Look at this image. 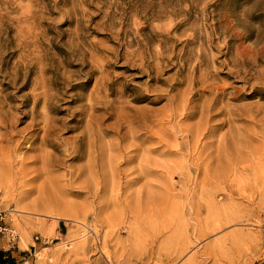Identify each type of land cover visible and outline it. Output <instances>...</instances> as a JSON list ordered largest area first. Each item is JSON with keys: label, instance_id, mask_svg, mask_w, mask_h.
<instances>
[{"label": "rangeland", "instance_id": "rangeland-1", "mask_svg": "<svg viewBox=\"0 0 264 264\" xmlns=\"http://www.w3.org/2000/svg\"><path fill=\"white\" fill-rule=\"evenodd\" d=\"M39 79L56 145L0 128V246H32L31 264H264V0H0V95ZM89 97L114 107L87 139L91 111L68 126Z\"/></svg>", "mask_w": 264, "mask_h": 264}, {"label": "bare ground", "instance_id": "bare-ground-1", "mask_svg": "<svg viewBox=\"0 0 264 264\" xmlns=\"http://www.w3.org/2000/svg\"><path fill=\"white\" fill-rule=\"evenodd\" d=\"M35 43V42H34ZM33 43V44H34ZM24 44V43H23ZM19 45H21V43H19ZM83 58V57H82ZM148 61V60H147ZM146 61V62H147ZM89 62V61H88ZM83 63V62H82ZM85 65V64H84ZM88 69L84 74H88V73H102L101 69H99L98 67L95 66V69L93 68V65H91L90 63L88 64ZM144 65V63H143ZM150 65V64H149ZM147 65V66H149ZM30 66V65H29ZM146 66V67H147ZM34 66L28 67V73L29 72H34L33 68ZM152 67V66H151ZM27 68V69H28ZM154 68V66H153ZM155 69V68H154ZM180 69V68H178ZM177 69V70H178ZM193 69V68H192ZM199 69V68H198ZM176 70V71H177ZM35 71H37L38 73H44L46 71H50V68H36ZM179 71V70H178ZM18 72V71H17ZM20 72V71H19ZM18 72V73H19ZM151 72V71H150ZM154 72V71H153ZM156 72V71H155ZM27 71H25V76L28 74ZM22 75V74H21ZM151 75V74H150ZM189 75V74H188ZM85 76V75H84ZM24 77V76H23ZM54 77V76H53ZM60 77V76H59ZM104 78V76H103ZM153 77H151L152 79ZM157 78V76H156ZM197 78V77H196ZM22 79V77L20 76V74H13L12 77H10L8 85H11L12 88H15L16 92H19L21 89L25 88L27 85V80L26 79H22L20 81V83L17 85L18 81ZM42 79V77L40 78ZM39 79V80H40ZM107 81H109L108 79H106ZM156 80V79H155ZM193 80V79H192ZM117 81V80H116ZM113 79H111V81L109 82H105L102 81L100 82V88L98 89L99 92H101V90H105V94L106 93V89L105 86L107 87L108 91H110L111 93L115 92L114 85L116 86L117 84H115V82ZM180 83V82H179ZM178 83V85H179ZM181 83H183L181 81ZM63 85V83H61ZM78 84V83H76ZM76 84H70L69 87L67 89H72L75 87ZM51 80L47 79V80H40L38 82H34L31 87L30 90L28 92H25L21 95L15 96L14 94L10 95H0V128H3L5 130V135H9V133L11 131L7 130L8 127H15L16 123H24V126L22 128V130H20L21 132L24 130H28V132L30 133V136L28 137V139L30 137H32L31 141L29 140V146L30 149H35V142L37 139H39V146H47V145H56L55 141H54V137L53 134L55 133V127L53 122H55L56 118L54 119L52 117L51 112H60V109L56 110L54 109V105H55V95L53 93L50 92L51 90ZM105 85V86H104ZM173 85V84H171ZM171 89H173V86H171ZM117 87V86H116ZM192 87V86H191ZM118 88V87H117ZM62 91V90H61ZM21 92V91H20ZM130 92L133 93V90L130 89ZM129 92V93H130ZM136 92V91H135ZM104 93V91H103ZM109 93V92H108ZM222 93V92H221ZM56 94V93H55ZM110 94V93H109ZM123 95V94H122ZM130 95V94H129ZM134 95V93H133ZM224 95V94H223ZM71 102H78V101H82L84 100V96L82 94H77L76 96H71ZM122 97V96H121ZM199 97V96H198ZM216 97V96H215ZM224 97V96H223ZM60 98V97H59ZM201 98V97H200ZM118 99V98H117ZM132 100H137L138 97L136 95L132 96L131 98ZM217 99V98H216ZM18 100L19 103L15 104L13 103V101ZM58 100V99H56ZM215 100V99H214ZM218 100V99H217ZM115 102V101H114ZM214 103V102H213ZM218 103V102H217ZM79 107L76 106V108L74 110L71 111V115L72 118L69 120H74L76 123L68 126L69 129L71 130H76L78 128H82L80 127L81 125H79L80 121H83L82 119L84 118V116L87 114L88 111H91L89 118H86L85 120V127H83V130L80 131V134L77 135V137H85L87 139H89V131L90 129H88V126L90 124V120L91 117H93L92 112L96 111V110H104L105 113L107 114L108 117H112L113 114L112 112L109 111L110 108L114 107L112 101L109 102V100L107 101V99H102L101 97H97V98H91L89 97L87 102H79L78 103ZM214 105V104H213ZM211 105V106H213ZM116 106V104H115ZM184 106V105H183ZM200 106V105H199ZM215 106V105H214ZM222 106V105H221ZM57 107V106H56ZM175 108V107H174ZM206 108V107H205ZM223 109L224 107H220L219 109ZM70 109V108H69ZM210 109V107H209ZM212 109V108H211ZM207 110V109H206ZM206 110L203 108L199 111V115L202 117L203 115H205ZM230 111V110H229ZM177 112V111H175ZM210 112V110H209ZM228 112V111H226ZM78 114L79 117L75 118V114ZM51 114V115H50ZM89 114V113H88ZM180 115V113H178ZM182 114V113H181ZM210 114V113H209ZM188 118H190L191 116L196 115L195 111H190L187 112L186 114ZM208 115V113L206 114ZM101 116V115H100ZM106 116V115H105ZM99 118V117H98ZM58 120H62V118H57ZM100 119V118H99ZM204 120V117H203ZM66 123V121L63 122V124ZM53 124V125H52ZM176 124V123H175ZM84 125V124H83ZM91 125V124H90ZM92 129V128H91ZM119 129V128H118ZM42 130V134L39 136V131ZM95 130V129H94ZM97 130V129H96ZM13 131V130H12ZM17 132V131H16ZM93 135V134H91ZM11 136V134H10ZM9 136V137H10ZM26 136V135H25ZM91 137V136H90ZM11 139V138H10ZM13 139V138H12ZM25 139V138H24ZM27 140V138H26ZM19 141V140H18ZM94 141V140H93ZM145 141V140H144ZM20 142V141H19ZM76 142V141H75ZM74 142V143H75ZM84 144V143H83ZM77 145V144H76ZM79 145V144H78ZM85 145V144H84ZM87 145V144H86ZM72 146V145H71ZM96 146V145H95ZM120 146V145H119ZM145 146V145H144ZM135 147V146H134ZM77 147L74 146V150ZM192 149V148H191ZM148 150V149H147ZM86 153V152H85ZM78 155V154H77ZM74 156V157H78V156ZM84 156V155H83ZM93 156V155H92ZM92 159V158H91ZM118 163V162H117ZM93 167V166H92ZM83 168V167H82ZM4 169V168H3ZM146 169V168H145ZM117 171V170H116ZM143 172H147L143 171ZM147 184V183H146ZM48 231L49 228H45V231ZM1 231H5V228H1L0 227V232ZM12 236V234H10V237ZM20 239V238H19Z\"/></svg>", "mask_w": 264, "mask_h": 264}, {"label": "crops", "instance_id": "crops-1", "mask_svg": "<svg viewBox=\"0 0 264 264\" xmlns=\"http://www.w3.org/2000/svg\"><path fill=\"white\" fill-rule=\"evenodd\" d=\"M31 245V244H30ZM32 246L26 250H9L3 244L0 246V264H31Z\"/></svg>", "mask_w": 264, "mask_h": 264}]
</instances>
